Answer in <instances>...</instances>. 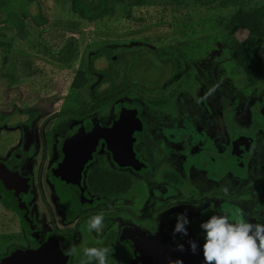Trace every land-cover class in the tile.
<instances>
[{"label":"flooded vegetation","instance_id":"obj_1","mask_svg":"<svg viewBox=\"0 0 264 264\" xmlns=\"http://www.w3.org/2000/svg\"><path fill=\"white\" fill-rule=\"evenodd\" d=\"M190 49L183 54L182 48H162L159 60L155 53L145 51L143 68L148 69L151 61L157 62L159 79L154 83L142 81L131 72L129 80L132 97L140 93L137 86L143 88V110L133 103L121 104L108 124H100L110 126L122 109L134 108L142 130L135 134L133 150L144 168L139 171L117 166L105 144L100 142L94 160L83 169L81 183L89 203L81 208L72 205L62 194L56 176L64 154L96 123L72 132L64 128L63 121L60 126H50L51 118L45 113L56 97L61 98V104L53 115L63 111L72 83L65 93L61 88L55 90L52 85H41L35 93L24 95L32 102L28 108L5 111L0 106V133L23 130L22 134H29L34 142L32 150L27 151L19 137L13 138L16 135L0 136V166L27 179L25 186H17L15 199L18 197L25 203L31 222L27 228L23 215L13 202L4 203L7 194L0 190V203L12 212L14 223L11 231L0 236V261L16 250H32L54 241L65 258L64 264H80L86 259L83 249L88 247H108L107 264H139L140 249L135 244L140 239L170 238L178 213L187 212L189 226L193 227L212 215L224 213L233 221L264 223V99L255 93L246 94L259 83L250 86L246 79L245 93L238 96V110L232 109L225 86L202 99L218 80L199 75L196 54ZM11 50L10 47L5 53L7 59L13 53ZM10 81L4 80V84ZM222 82V85L229 83V76L223 74ZM10 83L5 89L0 85V97L19 105L14 98L22 95L13 96L15 91L11 88L21 87L17 81ZM87 84L85 80L78 94ZM101 87L95 90L99 100ZM26 118L29 119L25 121ZM92 173L104 180L95 188L88 181ZM108 178L113 181L111 192L102 185L108 183ZM224 187L229 189L228 196L224 195ZM36 196L41 204L38 208L31 206ZM101 213L104 228L99 233L89 231V219ZM204 234L197 231L203 243ZM182 239L183 236L177 235L178 242ZM72 246L76 253L66 255Z\"/></svg>","mask_w":264,"mask_h":264},{"label":"rangeland","instance_id":"obj_2","mask_svg":"<svg viewBox=\"0 0 264 264\" xmlns=\"http://www.w3.org/2000/svg\"><path fill=\"white\" fill-rule=\"evenodd\" d=\"M137 2L138 0H0V44L9 45L13 51L7 59L0 46V85L5 89L10 82H14V79H11L8 85L4 84L5 74L9 73V70L13 72L14 69V72L19 73L17 77L21 81L17 82L21 89L12 87V91H15L13 96L22 95L14 98L19 105L15 104L14 100L0 97V106L4 108L2 110L28 108L32 102L24 95L33 91L35 93L37 88H42L41 85H52L55 90L61 88L65 93L68 81L79 68L85 71L88 84L79 93L80 99L77 102L72 99L74 95L69 94L61 113L53 115L58 112L61 98L56 97V101H50L51 105L48 104V109L45 110L51 118L50 126H60L63 121L64 128L73 132L84 125L108 124L121 104L133 103L142 111L144 101L141 97V86L136 87L140 93L137 92L135 98L130 91L119 90L108 96L101 92L99 100L97 92L95 93L98 86H103L104 78L89 70L90 56L101 54L94 59L93 66L102 70L109 63L107 56L113 55L115 50L123 47L128 50L143 48L144 51L155 53L158 60L162 57V48H182L183 54L191 48L197 57L195 62L199 75L218 80V88L225 86L230 95L232 109L238 110V96L245 93L247 82L245 73L234 58L232 45L246 40L247 32L240 31L230 35L225 32V26L231 14L239 8L261 14L260 12L264 11V0H229L226 4H223L222 0H140V6H136ZM90 8L95 12V16L89 14ZM251 42L261 46L257 53H251L250 59L262 61L263 77L258 86L248 90L246 94L255 93L263 100L264 41ZM68 44H72L70 47L79 51L66 66L65 61L59 60L63 54L64 58L67 57ZM16 54L28 57H25V61H34L36 69L25 70L23 66V70H15L13 64ZM149 63L152 64L144 70L146 59L142 58L131 71L136 78L154 83L159 79L155 65L157 62ZM7 65L10 66L6 72ZM70 66L71 69L68 70ZM223 74L229 76V83L226 82L225 85H222ZM81 108L85 110L75 112ZM44 118L40 122H43ZM22 132L5 131L0 133V136L12 138L16 135L13 138L19 137L24 143L23 148L30 151L34 142L29 134ZM48 153L50 154L49 150ZM7 155H4V158ZM36 157L40 159L41 151ZM31 206H41L37 196L31 201ZM12 222V212L0 203V236L12 230Z\"/></svg>","mask_w":264,"mask_h":264},{"label":"water","instance_id":"obj_3","mask_svg":"<svg viewBox=\"0 0 264 264\" xmlns=\"http://www.w3.org/2000/svg\"><path fill=\"white\" fill-rule=\"evenodd\" d=\"M142 124L137 113L131 106L120 111L118 119L110 126L93 125L71 149L62 157L57 171L56 183L66 199L77 208L89 203L82 187L84 167L94 160L95 149L102 142L111 155L113 163L120 167L142 170L144 165L138 160L133 150L135 134L141 132ZM27 179L16 173L9 172L5 166H0V190L7 194V200L13 202L15 209L25 218V226L31 224L27 216L25 203L16 198L17 186H25ZM202 231L200 224L197 227L188 225V237L179 242L176 236L168 239H140L136 248L140 249L139 264H175L181 260L183 264H203V242L197 236ZM193 239L200 245L198 254L188 250V240ZM184 244L185 251H178L177 245ZM65 258L58 245L53 241L32 250H16L10 256L3 258L0 264H64Z\"/></svg>","mask_w":264,"mask_h":264},{"label":"clouds","instance_id":"obj_4","mask_svg":"<svg viewBox=\"0 0 264 264\" xmlns=\"http://www.w3.org/2000/svg\"><path fill=\"white\" fill-rule=\"evenodd\" d=\"M219 83L211 87L202 99H207L219 87ZM199 102V101H198ZM225 196L229 189L223 188ZM104 215L97 214L88 221L89 231L101 232L104 228ZM190 219L187 212L178 213L172 234L188 237ZM203 231V264H264V223H252L238 219L233 221L227 213L212 215L200 224ZM188 250L198 254L200 245L196 240H188ZM178 251H185L184 244L177 245ZM110 249L108 247H88L83 249L84 257L80 264H107ZM76 253L75 246L66 250L65 254L72 256ZM175 264H183L181 260Z\"/></svg>","mask_w":264,"mask_h":264},{"label":"trees","instance_id":"obj_5","mask_svg":"<svg viewBox=\"0 0 264 264\" xmlns=\"http://www.w3.org/2000/svg\"><path fill=\"white\" fill-rule=\"evenodd\" d=\"M229 0H222L223 4H226ZM136 6H140V0H138ZM91 16H95V12L88 10ZM264 12V11H263ZM254 11V10H246L243 8H239L235 12H233L225 26V32L230 35H234L240 31L247 32V39L242 42H235L232 45V52L237 64L245 73L246 79L250 86L257 85L263 77V69H262V61L261 60H252L250 59L251 53H257L261 46L254 45L251 41H264V13ZM74 41V40H73ZM75 43V41H74ZM72 45V44H70ZM68 44V52L67 57L64 58V54L62 58H60V62H66V66L69 65L74 58L72 57L73 53H76V49H72ZM1 48L5 53L10 51V46L4 43L0 44ZM146 52L143 48H139L138 50H128L127 48H119L115 50L114 56L119 57L118 60L110 59V56H107L109 59V63L106 68L102 70H97L93 66V61L96 57L101 56V54L91 55L89 62V70L95 73H99L103 78V86L102 92L103 95L108 96L117 93L119 90L122 91H130V79L132 78L131 70L132 67L127 68L126 66H133L139 63L142 58L146 56ZM112 56V55H111ZM56 61V60H55ZM69 61V62H68ZM61 65V64H60ZM138 79V78H137ZM86 80V73L84 70H78L76 75L73 78L71 89L69 94H73L76 96L74 99L76 102L79 100L77 96H79L77 90L84 87V83ZM87 108V106L85 107ZM85 108H81L77 112H82ZM121 109H119L120 111ZM71 112H74L71 110ZM68 148V147H67ZM66 148L62 151L65 152ZM89 185L95 188L98 185V182H103L104 180L96 173H92L88 176ZM108 183H103V186H106L107 191H113L111 179L108 178ZM101 185V184H99ZM4 203L9 205V201L7 198H4Z\"/></svg>","mask_w":264,"mask_h":264},{"label":"crops","instance_id":"obj_6","mask_svg":"<svg viewBox=\"0 0 264 264\" xmlns=\"http://www.w3.org/2000/svg\"><path fill=\"white\" fill-rule=\"evenodd\" d=\"M73 41V40H72ZM70 45V44H69ZM78 51L79 50H77L76 49V53H73L72 54V57L70 58V59H72V58H74L75 57V55L78 53ZM16 57H15V63L13 64L15 67V70H23V66H24V69L25 70H32L33 71V68L34 69H36V67L34 66L35 64H34V61H31V62H29V61H25L26 60V58H28V57H26V56H24V55H15ZM26 57V58H25ZM11 65V64H10ZM9 65V66H10ZM8 65L6 66V72H7V70H8V67H9ZM73 68V67H72ZM68 70L69 69H71V66L70 67H68L67 68ZM78 70H79V68H78ZM78 70H76V71H78ZM18 74L19 73H16V72H14V69H13V72H11L10 70H9V73H7V74H5V77H6V79H14V81H21V79L20 78H18L17 76H18ZM76 75V73H74L72 76H71V80L70 81H68V83L69 84H71L72 83V81H73V78H74V76ZM69 86V85H68Z\"/></svg>","mask_w":264,"mask_h":264}]
</instances>
